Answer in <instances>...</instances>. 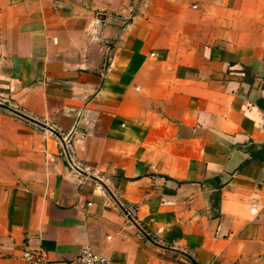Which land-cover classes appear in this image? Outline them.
<instances>
[{
	"label": "crops",
	"instance_id": "obj_1",
	"mask_svg": "<svg viewBox=\"0 0 264 264\" xmlns=\"http://www.w3.org/2000/svg\"><path fill=\"white\" fill-rule=\"evenodd\" d=\"M2 97L0 264H264V0H0Z\"/></svg>",
	"mask_w": 264,
	"mask_h": 264
},
{
	"label": "built area",
	"instance_id": "obj_2",
	"mask_svg": "<svg viewBox=\"0 0 264 264\" xmlns=\"http://www.w3.org/2000/svg\"><path fill=\"white\" fill-rule=\"evenodd\" d=\"M72 110H75L72 108ZM0 112H4L10 116H14L21 119H29L32 118L24 109L20 107V105L13 101L9 97H2L0 98ZM79 117L82 116V112H78ZM38 122L33 121L37 125L43 127V129L47 131H52L56 133L59 138V145L62 150V154L69 157L70 167L77 173H82L91 176L90 167L85 165L83 162L78 161L73 158V142L72 136L70 133L63 134L60 133V128L57 125L49 124L43 120L35 119ZM113 201L118 206L125 207L122 199V193L118 190L112 192ZM129 217L133 218L135 214L134 209H129L127 211ZM23 258L26 261V264H62V263H54L50 262L46 255L39 251H33L27 249L23 253ZM108 258L102 255L101 253L97 252L91 245H84L81 249L79 257L77 259L78 264H105L108 262Z\"/></svg>",
	"mask_w": 264,
	"mask_h": 264
},
{
	"label": "trees",
	"instance_id": "obj_3",
	"mask_svg": "<svg viewBox=\"0 0 264 264\" xmlns=\"http://www.w3.org/2000/svg\"><path fill=\"white\" fill-rule=\"evenodd\" d=\"M259 155L261 156V157H264V154H262L261 152L259 153ZM218 199H219V197H217Z\"/></svg>",
	"mask_w": 264,
	"mask_h": 264
},
{
	"label": "water",
	"instance_id": "obj_4",
	"mask_svg": "<svg viewBox=\"0 0 264 264\" xmlns=\"http://www.w3.org/2000/svg\"><path fill=\"white\" fill-rule=\"evenodd\" d=\"M31 120H33V121H35V122H38L37 120H35V119H32V118H30ZM38 123H40V122H38Z\"/></svg>",
	"mask_w": 264,
	"mask_h": 264
}]
</instances>
